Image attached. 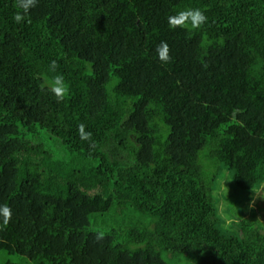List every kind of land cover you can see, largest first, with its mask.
<instances>
[{
  "label": "trees",
  "instance_id": "16d2710c",
  "mask_svg": "<svg viewBox=\"0 0 264 264\" xmlns=\"http://www.w3.org/2000/svg\"><path fill=\"white\" fill-rule=\"evenodd\" d=\"M186 8L208 22L170 29ZM17 11L0 0V264H264L263 206L223 196L226 224L214 193L224 170L243 200L264 190V0ZM53 60L62 102L42 88Z\"/></svg>",
  "mask_w": 264,
  "mask_h": 264
},
{
  "label": "clouds",
  "instance_id": "9594fccd",
  "mask_svg": "<svg viewBox=\"0 0 264 264\" xmlns=\"http://www.w3.org/2000/svg\"><path fill=\"white\" fill-rule=\"evenodd\" d=\"M38 4V0H15V7L18 11L14 14L13 20L19 24L22 22H30L29 13ZM168 26L170 29H183L190 27L193 30L201 29L207 22L208 17L199 8H186L176 12L173 15H169L167 18ZM156 55L162 64H168L172 61L170 55L171 49L167 42L162 41L155 49ZM59 65L56 60L51 61L49 69L55 75L51 77L45 76L43 78L42 88L49 90L52 95L56 98L57 102H62L70 92V87L65 81V77L60 74L57 69ZM234 110V115H235ZM78 135L82 141L89 143V148L93 149L96 146V142L92 139V133L86 131V125L81 122L78 125ZM255 195L252 196L251 202L248 205V210L252 211L255 209V203L257 199L264 200V197H259V194L252 191ZM0 218H2V225L0 228L7 227L12 219V210L8 204L0 205ZM102 236H97V241L102 239Z\"/></svg>",
  "mask_w": 264,
  "mask_h": 264
},
{
  "label": "rangeland",
  "instance_id": "374dc122",
  "mask_svg": "<svg viewBox=\"0 0 264 264\" xmlns=\"http://www.w3.org/2000/svg\"><path fill=\"white\" fill-rule=\"evenodd\" d=\"M222 173H223V176L221 177V179L218 180V187L214 193L216 194L217 197H219L218 204H217L218 214L220 215V217L222 219H224L226 221V224H228L231 221V219L228 218L226 216V214L224 213L225 201H224V199H222V197L227 195L228 199L231 200L232 203L235 200V203L238 204L241 209H244V208L247 209V212H246L247 215L250 212L248 210V205L251 202V199L243 200V198L241 196H245V194L242 195L239 192H238L239 194L234 192V188L233 187L230 188V186L232 184L231 178H230V176H228L230 174H228V172L226 170L222 171ZM261 186L264 187V182L261 184ZM253 191L258 193L259 197H264V190L263 189L262 190H253ZM254 195L255 194L253 192H251L250 193L251 197L248 195H247V197L252 198V196H254ZM256 203H255V209H256L257 205H261L264 208V200L257 199ZM262 215H263V218H260V220L264 223V210L262 211ZM13 260L18 261L20 263H24V260H22L20 258H13Z\"/></svg>",
  "mask_w": 264,
  "mask_h": 264
}]
</instances>
